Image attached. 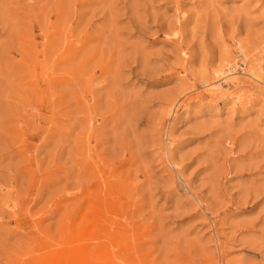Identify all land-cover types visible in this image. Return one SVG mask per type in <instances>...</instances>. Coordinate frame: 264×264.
<instances>
[{
	"label": "rangeland",
	"instance_id": "374dc122",
	"mask_svg": "<svg viewBox=\"0 0 264 264\" xmlns=\"http://www.w3.org/2000/svg\"><path fill=\"white\" fill-rule=\"evenodd\" d=\"M0 264H264V0H0Z\"/></svg>",
	"mask_w": 264,
	"mask_h": 264
},
{
	"label": "bare ground",
	"instance_id": "6f19581e",
	"mask_svg": "<svg viewBox=\"0 0 264 264\" xmlns=\"http://www.w3.org/2000/svg\"><path fill=\"white\" fill-rule=\"evenodd\" d=\"M250 75H251V78L252 79H254V80H256L257 82H261L260 81V79L257 77V75L256 74H254V72L251 70L250 71ZM227 79H228V77H227ZM226 84L227 85H232L233 87H237L238 86V84L236 83V81L235 80H226ZM227 96V95H226ZM242 96V95H241ZM228 98H229V95H228ZM238 98V97H237Z\"/></svg>",
	"mask_w": 264,
	"mask_h": 264
}]
</instances>
